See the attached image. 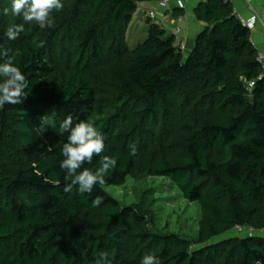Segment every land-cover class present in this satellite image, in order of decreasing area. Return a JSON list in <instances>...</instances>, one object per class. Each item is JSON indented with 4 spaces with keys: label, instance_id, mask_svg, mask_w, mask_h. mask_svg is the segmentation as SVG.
I'll return each mask as SVG.
<instances>
[{
    "label": "trees",
    "instance_id": "1",
    "mask_svg": "<svg viewBox=\"0 0 264 264\" xmlns=\"http://www.w3.org/2000/svg\"><path fill=\"white\" fill-rule=\"evenodd\" d=\"M158 1L62 0L54 26L41 29L0 0V44L20 50L30 81L23 103L0 109V264H95L100 251L113 264L149 253L161 264H264L259 232L212 241L237 225L264 229V69L250 30L229 0H197L204 27L186 57L149 17L145 39L129 49L132 13ZM15 24L25 30L9 41ZM53 113L56 128L41 134L40 118ZM68 115L94 119L103 155L117 159L91 194L64 192L68 133L58 129ZM100 158L84 166L95 170ZM128 176L166 177L197 201V236L158 233L145 201L123 206L105 191Z\"/></svg>",
    "mask_w": 264,
    "mask_h": 264
},
{
    "label": "clouds",
    "instance_id": "2",
    "mask_svg": "<svg viewBox=\"0 0 264 264\" xmlns=\"http://www.w3.org/2000/svg\"><path fill=\"white\" fill-rule=\"evenodd\" d=\"M63 8L62 0H11L10 6L12 15L22 16L25 23H35L41 29L53 27V12H60ZM3 13L7 15L9 9H3ZM24 30V24L11 25L4 36L9 41H15ZM20 55L22 53L19 49L0 44V109L5 105L21 104L28 96L26 89L30 87V81L17 66V57ZM47 128H56L54 113L40 118L39 132L43 134ZM58 133L60 135L68 133L67 142L63 144L61 150L63 159L59 165L66 173V178H70L71 181L64 187V192H71L75 186L80 194H91L97 185L106 184V177L115 169L117 159L103 155L106 137L96 127L95 120L89 118L74 122L73 117L68 115L60 122ZM136 153V146L130 145L129 154L135 156ZM96 156L101 157L99 167L92 170L84 166L91 164ZM102 201L101 196H96L92 203L98 206ZM95 264H113L111 254L100 251ZM140 264H161V261L149 253L142 257Z\"/></svg>",
    "mask_w": 264,
    "mask_h": 264
},
{
    "label": "rangeland",
    "instance_id": "3",
    "mask_svg": "<svg viewBox=\"0 0 264 264\" xmlns=\"http://www.w3.org/2000/svg\"><path fill=\"white\" fill-rule=\"evenodd\" d=\"M142 3L146 4L147 2ZM151 5L157 11L158 5L155 3ZM146 6L140 3L132 13V19L125 34L129 49H134L146 37L148 27L146 20L150 8V6ZM171 11L172 19L182 13L179 9ZM188 16H194L193 12L189 11ZM151 22L161 24L159 18L151 19ZM187 53V51L183 52V57H186ZM104 189L123 206L142 204L145 201L144 206H147V210L154 217L153 225L158 233L177 234L187 239H193L198 234L199 203L197 201H188L182 197L181 192L166 177L146 176L133 178L128 176L123 183L107 185L104 186ZM148 223L150 224V222ZM245 235H247V232L245 234V232L230 230L217 235L212 241L228 238L229 236L243 237Z\"/></svg>",
    "mask_w": 264,
    "mask_h": 264
},
{
    "label": "built area",
    "instance_id": "4",
    "mask_svg": "<svg viewBox=\"0 0 264 264\" xmlns=\"http://www.w3.org/2000/svg\"><path fill=\"white\" fill-rule=\"evenodd\" d=\"M187 0H159L157 3L158 7L162 8H169L170 5H173L174 7H177L178 9H181L184 11L185 3ZM205 1V0H202ZM246 8L249 9V15H243L240 11L235 9L233 7L232 14L244 25L250 30V34L255 29L256 25H260L262 32L264 33V0L261 1V5L256 6L255 0H242ZM181 4L183 6H181ZM148 17L150 19H157L159 18L161 21V24L166 30L170 32L174 36L175 40V46L178 51L181 53L185 52L187 49L186 45V36L185 31L183 30V27L181 23L184 21V13H181L180 15L176 16L175 19L169 20L167 14L163 13L160 14L156 11L154 7L149 8L148 11ZM173 23V24H172ZM251 43L256 49V44L254 43L252 37H251ZM257 61L261 64L262 68L264 69V54L257 51ZM234 230L236 232H247V235L252 236L255 232H259L260 235L264 233V229L256 230L252 227H243V226H235Z\"/></svg>",
    "mask_w": 264,
    "mask_h": 264
},
{
    "label": "crops",
    "instance_id": "5",
    "mask_svg": "<svg viewBox=\"0 0 264 264\" xmlns=\"http://www.w3.org/2000/svg\"><path fill=\"white\" fill-rule=\"evenodd\" d=\"M229 1L232 3V6L238 11H240L243 15H246V16L249 15V9L246 8L242 0H229ZM196 2L197 0H187L186 1L185 8H184L185 18H184V21L181 23L183 30L185 31L186 45L188 47H192L195 35L200 30H202L204 27V24L201 22H198L194 16H191V17L188 16L189 11L193 10V7L195 6ZM141 4L144 6L147 5L146 7L152 6L151 3H146V4L141 3ZM255 5L259 7V5H261V1L255 0ZM171 10H174V6L172 5H170L168 9L157 7V12L160 14H163V13L167 14L168 19L171 20L172 22L173 19L170 13L172 12ZM167 32L170 33L168 30ZM251 37L254 43L256 44V50L264 54V33L262 32V29L259 24L256 25L255 29L251 33Z\"/></svg>",
    "mask_w": 264,
    "mask_h": 264
}]
</instances>
